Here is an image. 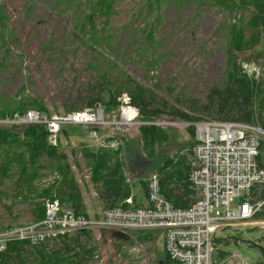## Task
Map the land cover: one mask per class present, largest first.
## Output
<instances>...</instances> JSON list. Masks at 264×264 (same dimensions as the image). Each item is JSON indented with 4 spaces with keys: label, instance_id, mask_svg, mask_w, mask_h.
<instances>
[{
    "label": "rangeland",
    "instance_id": "rangeland-1",
    "mask_svg": "<svg viewBox=\"0 0 264 264\" xmlns=\"http://www.w3.org/2000/svg\"><path fill=\"white\" fill-rule=\"evenodd\" d=\"M71 1L82 5L83 9L72 10ZM85 2L88 3L87 0H0V29L9 48L6 57L5 50L0 49L2 107H13L22 98L42 100L50 114L90 107L87 102L99 92V83L105 78L123 79L127 73L138 85L153 92L152 107L164 110L150 121L161 129L159 158L185 154L191 165L193 139L187 128L190 126L169 124L190 121L174 117L170 112L178 109L203 117H195V121H224L212 117L203 107L212 89L224 87L231 68L227 50L231 26L237 24L249 34L252 7L229 10L214 0H171L163 2L159 10L155 8L156 0H115L111 14L108 17L99 15L97 19L99 24L106 23L111 51H92L74 28L83 17ZM255 48V51L236 54V61L242 63L250 76L264 81V53L260 51L264 49V41ZM125 94L131 96L127 91ZM195 106L199 110L193 112ZM96 107L101 108L99 104ZM114 112L105 115V119L111 120ZM143 120L138 117L137 123L127 125L123 134L130 136L129 139L139 136L143 125L139 121ZM100 127L107 134L95 137L79 134L73 136L69 144L62 138L60 146H55L66 150L67 157L69 155L65 176L74 177L68 169L82 171V176L90 170L91 177L85 178L89 182L76 178L79 189L88 187L91 181H99L94 180L90 162L82 156L83 151L88 148L110 151L109 133L115 127L108 124ZM72 151L77 156L78 166L74 164ZM121 152L122 159L127 151ZM39 165L30 170L33 178L24 176L18 180L14 169L1 182L0 235L7 229L38 222L34 213L37 203H48L52 197L59 201L55 194L46 198L43 195L59 177L50 165V158L44 157ZM149 174H158L157 169L152 167ZM134 184L139 186L137 182ZM132 185H129L130 191ZM59 202L62 207V201ZM123 205L140 207L131 199L125 200ZM260 218L264 219L263 212L253 220L259 222ZM90 231L93 237L90 246L95 247L96 252L88 264H161L165 241L161 230H145L144 234H149L151 239L141 240L130 235L127 241L113 238L114 231L109 229ZM221 253L226 258L219 260ZM263 258L264 224L231 225L216 235L213 264H252Z\"/></svg>",
    "mask_w": 264,
    "mask_h": 264
},
{
    "label": "trees",
    "instance_id": "trees-1",
    "mask_svg": "<svg viewBox=\"0 0 264 264\" xmlns=\"http://www.w3.org/2000/svg\"><path fill=\"white\" fill-rule=\"evenodd\" d=\"M165 1L169 3L171 0H156L155 8L162 9V3ZM175 1L183 2L184 0ZM214 1V3L229 10H233V8L247 10L252 7V13L248 19L251 29H249L250 33L247 34L245 28L232 24L227 41L228 65L229 67L231 65V68L228 70L224 87L211 90L203 109L213 115L212 117L220 120L251 123L264 129V81H258L250 76L243 68L242 63L236 61L238 57L236 54L244 50L253 49L255 51L258 43L261 40L264 41V0ZM87 2L84 3L87 7L83 11V17H80L77 24L75 23L74 28L77 34L82 37V41L87 43L92 51H98V49L111 51V36L107 31L106 23L99 24L97 19L99 15L108 17L111 14L115 0H94L92 2L87 0ZM70 7L74 11L78 7L81 10L83 9L82 5L76 2L73 3V1H71ZM0 49L5 50L6 57L8 55L6 52L9 51L8 42L1 29ZM263 50V48L260 50L262 54L264 53ZM98 87L100 89L99 92L95 96L90 97L87 104L94 108L99 104L105 115H110L119 109L121 105L119 98L126 91L131 94V96L129 95L131 103L139 108L140 117L144 119L143 121H152L153 118L160 116L164 112L159 107H152V103L155 100L153 92L138 85L127 73L124 74L123 79L105 78L102 83L98 84ZM30 108L49 113L42 100L37 98L26 100L22 98L10 108L2 107L0 102V118L6 115H13L16 112L23 113ZM198 110L195 106L193 112ZM170 113L174 117H180L181 120L184 119L190 122H198L195 121V117L203 118L194 113L192 115L184 113L178 109H173ZM187 128L190 129V135L193 139L190 145L194 147L196 143L195 127L190 126ZM123 133L124 130L120 131L117 129L109 133L110 151L102 148L98 151L91 148H88V151H83L84 156L92 161L91 168L94 180L98 179L102 183L97 188L103 189L108 198H122L129 193L130 187L127 181V172L129 171L131 177L141 183L148 196L147 178L150 175V169L155 167L160 177L162 194L176 208H188L198 199L196 191L192 188L189 180L191 165L188 156L179 154L175 157L159 158L162 153L160 151L162 134L161 129L156 124L141 125L140 135L135 138L131 136L132 139H129L130 136ZM79 134L85 137H95L105 135L107 131H104L99 126L63 128L54 144L50 141L44 126L0 125V188L2 186L1 182L9 177L14 169L17 170L18 180H22L24 176L33 178L30 170L39 167L41 160L44 157H48L50 158V165L59 177L50 188L45 189L43 194L45 198L50 194L58 195L56 193L58 189L61 192L78 193V197H80L75 180L62 181L61 174L65 173L66 162L64 161L67 157L63 151L64 149L60 150L55 147L60 146L62 138L69 140ZM113 141H116L117 144H112ZM121 150L127 151L126 156L122 159L119 157ZM72 153L75 154L74 151ZM53 161H55L56 166ZM257 161L259 167L264 169L263 140L261 141ZM148 167L151 168L148 170ZM251 196L257 199L263 198L264 187L255 189ZM57 198L59 199L58 196ZM53 199L54 197L50 201ZM46 204V202L36 204V211H34L36 220L40 221L45 218ZM113 206L111 205L110 208ZM122 208L130 207L122 206ZM73 211L80 214L77 204L74 205ZM134 236L141 240L151 239V236L147 233L144 234V231H136ZM92 238L91 231L85 230L67 233L58 239L40 243L28 240H7L4 249H0V264H88L94 259L96 252V248L90 246ZM223 258H226V255L221 253L219 260ZM160 262L161 264H178L166 252L165 242L164 256Z\"/></svg>",
    "mask_w": 264,
    "mask_h": 264
},
{
    "label": "built area",
    "instance_id": "built-area-1",
    "mask_svg": "<svg viewBox=\"0 0 264 264\" xmlns=\"http://www.w3.org/2000/svg\"><path fill=\"white\" fill-rule=\"evenodd\" d=\"M119 99L121 105L111 120L105 119L103 109L91 106L57 114L30 108L0 118V125L44 126L54 144L62 129L68 126L100 127L108 124L123 130L127 125L137 123L140 110L127 94ZM169 124L195 127L196 143L191 153L189 180L198 199L190 207L176 208L162 194L159 175L152 174L148 177L149 205L146 207H112L105 209L100 216H86L64 210L54 199L46 204L44 219L4 231L0 235V249H4L7 240L40 243L91 229H109L125 234L161 230L166 252L178 264H213L214 237L219 232L242 223L264 224L263 219L259 222L253 220L264 213V197L251 196L255 189L264 187V169L257 161L264 129L235 121H171ZM252 264H264V258Z\"/></svg>",
    "mask_w": 264,
    "mask_h": 264
},
{
    "label": "crops",
    "instance_id": "crops-1",
    "mask_svg": "<svg viewBox=\"0 0 264 264\" xmlns=\"http://www.w3.org/2000/svg\"><path fill=\"white\" fill-rule=\"evenodd\" d=\"M73 126H68L65 128H70ZM76 127V126H75ZM71 141V139L68 141L65 139V142L67 144H69ZM65 143V144H66ZM112 144H117L116 141H113ZM65 153L66 150L64 151ZM80 153V152H79ZM73 154V153H72ZM75 161L74 164L75 166L79 165V161L76 158L77 156L75 154H73ZM83 158H86L87 161H89L90 163V168H91V160H89L86 156H84V154L82 153ZM67 157V154H66ZM69 163V155L66 159V166H68ZM89 173H85L84 176H82V171L81 173H77L76 171L70 170L68 169L67 172L68 173H72L74 175L73 176H65L66 172L64 174H61L62 176V181L67 182L70 180H76V178L79 177V181L80 182H89L87 179L85 180V178H89L91 177V173L90 170H88ZM90 174V175H89ZM85 180V181H84ZM127 181L129 185H132L133 183L137 182L139 183L138 185H132L131 188L132 191H129L128 194H126L125 196H123L122 198H108L105 191L103 189H98L97 187H100L102 185L101 181H96L95 183H93L91 181L90 185L88 187H84L82 189H79V185L77 184L78 187V192L80 193V197H78V193H71V192H61L59 190L56 191V193L58 194L57 196L59 197L60 201H62L63 205L62 207L64 209H69V210H74V205L77 204V209L79 211L80 214H84V215H95V216H100L102 214V212L109 208L111 205H114L113 207H122L124 206V201L127 199H131V201L134 202V205H139L140 207H146L149 205V201H148V196L145 194V192L143 191L144 189L142 188L141 183L136 180L135 178L131 177V173L130 171L127 172ZM141 190H140V188ZM56 195V194H55ZM78 198V199H77ZM125 199V200H124Z\"/></svg>",
    "mask_w": 264,
    "mask_h": 264
},
{
    "label": "water",
    "instance_id": "water-1",
    "mask_svg": "<svg viewBox=\"0 0 264 264\" xmlns=\"http://www.w3.org/2000/svg\"><path fill=\"white\" fill-rule=\"evenodd\" d=\"M135 232L132 233V235L134 236ZM112 237L117 239V240H120V241H127L131 238V236L123 233V232H119V231H114L112 232Z\"/></svg>",
    "mask_w": 264,
    "mask_h": 264
},
{
    "label": "bare ground",
    "instance_id": "bare-ground-1",
    "mask_svg": "<svg viewBox=\"0 0 264 264\" xmlns=\"http://www.w3.org/2000/svg\"><path fill=\"white\" fill-rule=\"evenodd\" d=\"M214 239H216V236L214 237Z\"/></svg>",
    "mask_w": 264,
    "mask_h": 264
}]
</instances>
